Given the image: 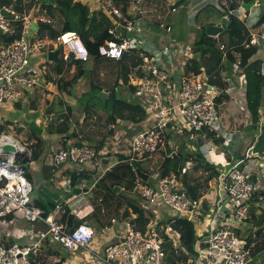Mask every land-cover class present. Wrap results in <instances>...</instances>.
Here are the masks:
<instances>
[{
	"label": "built area",
	"instance_id": "obj_1",
	"mask_svg": "<svg viewBox=\"0 0 264 264\" xmlns=\"http://www.w3.org/2000/svg\"><path fill=\"white\" fill-rule=\"evenodd\" d=\"M99 1L115 23L110 32L120 38L108 39L99 45V56L119 60L126 51L135 49L141 58V63L130 73L127 82L120 83L124 91L122 100H136L140 103L146 110L149 121L148 127L135 134L128 143L129 162L136 158L151 157L160 148H164L169 126L179 133H186V139L199 141L189 154L193 158H186L184 161L183 172L191 171L193 165L199 161L211 162L210 151L216 150L218 144L209 137L208 132H215L216 136L221 137L222 144H227L236 134L234 131L221 130L217 97L222 94L231 96L243 106L244 112L250 122L252 121L245 101L246 81L239 53H235L234 63L235 71L239 73L238 85L233 82L225 83L224 87L211 84L209 76L204 72L195 73L190 70L191 59L194 56L190 46L173 39L161 44L159 52H146L142 49L144 31L142 25L115 7L112 0ZM219 3L222 2L219 0ZM259 5V0H255L248 9L229 8L225 17L228 19L231 14L243 21L254 11L257 14L256 9H259ZM133 9L138 13L144 12L136 3H133ZM260 15L256 21H259ZM39 20L50 22L49 19L42 17ZM30 23L29 15L19 14L12 5L0 2V35L10 37L20 33L13 41L0 44V106L19 99L25 91L34 90L40 82L47 81V76L54 80L60 78V75L52 72L49 66V62L52 61L46 57L49 51L47 43L43 40L31 42L26 38L31 29ZM169 29L167 27V30ZM262 42L264 20L253 29L249 26L248 37L243 42V47H256L258 51ZM48 44L52 47L61 46L60 53L65 60L72 55L74 60L85 62L89 57V52L76 31H65ZM219 49L224 58L227 50L222 44L219 45ZM38 51L44 53V60H36L35 55ZM262 54L259 59V72L264 74V51ZM175 68L180 69L178 77H175ZM263 121L262 118L259 125ZM122 122V119H118V123ZM3 123L5 119L0 118V128ZM14 126L5 125L11 129H14ZM5 130L0 133V221L5 222L9 215L21 212L23 217L31 222L25 235L29 236L32 242L26 245L18 242H0V264H33L49 245L61 246L71 253L79 251L83 261L96 260L100 264H167V254L163 247L165 243L172 242V250L177 253L183 251L178 244V235L171 230L169 224L163 228L159 225L163 234H159L157 230V220L167 217H184L191 221L194 227L198 224L203 225L202 230L195 231L194 255L190 264L250 262L251 248L246 245V239L236 225L252 219L253 206L264 209V161L255 172L254 169H247L243 159L239 158L227 163L225 169H216V177L209 181L208 190L199 198L190 197L173 172L162 175L160 170L156 169L144 182L136 175L134 191L152 214L146 231L136 229L130 218H127L123 222V232L118 239L99 253L91 247L95 231L83 220L91 213L92 206L84 198H76L77 194L72 192L68 178L61 171L66 163L76 166L89 163L96 168L99 161L95 148L84 143L81 145L73 143L55 151L51 167L63 192L53 210L43 217L41 215L43 210L32 205L30 201L32 184L26 175L27 166L19 162L23 153L16 159L13 154L5 155L2 152L3 145L7 143L14 144L23 152H26V148L10 134L5 133ZM249 146L248 151L253 149L254 144L251 143ZM27 151V155H30V150ZM175 154L176 146L173 145L167 156L172 157ZM255 157L263 158L258 154H255ZM253 193H256L258 198L254 203L251 201ZM66 208L77 220L72 226H67L60 220ZM113 222L112 218L111 223ZM35 223H42L44 227L35 228ZM175 264L184 263L177 260Z\"/></svg>",
	"mask_w": 264,
	"mask_h": 264
},
{
	"label": "crops",
	"instance_id": "obj_2",
	"mask_svg": "<svg viewBox=\"0 0 264 264\" xmlns=\"http://www.w3.org/2000/svg\"><path fill=\"white\" fill-rule=\"evenodd\" d=\"M2 1L0 0V2ZM77 1L88 5L90 11L101 10L112 18V16L101 7L99 0ZM138 1L139 0H125L120 5L114 3L113 1V4L119 10H121V12L126 14V16L131 19H135L142 25L144 30L142 49L146 52H159L161 44H163L165 41L168 42L173 39L182 43L183 41L191 39L192 43H194L197 39H199L200 34L205 33L202 32V30L207 25L213 24L222 27L223 29L225 28L226 22L228 20L226 17L225 23L223 22V19L225 18L224 13H226V10H228L229 8L234 10H236L237 8L248 9L254 3L253 2L252 4L247 5L245 4V2H243V0H220L222 3H219V0H167L170 2L169 10L170 13L173 14V18L170 19L172 21L162 24V20L169 13L168 9H163V5L158 3L157 0H141L140 3L142 4V6H140ZM4 3L6 2L4 1ZM133 3H136L138 6H140V8L143 9L144 12L138 13L135 9H133ZM9 4H12L17 12L29 15L31 18V23H35V26L31 27L30 31L27 33V39H29L31 42H35L37 40L45 41L47 43V47H49V51L51 49L58 48L57 46L52 47L51 44H48L51 40H53L49 36L50 32H43L41 34H39L38 32L37 23L40 22L39 19L41 17L50 20L48 24L52 25L54 32L60 30L61 28V23L57 20L56 16L51 17L48 13L45 12V9L41 5L42 0H12L9 1ZM205 9H209L211 13H206L205 16H202ZM256 11L257 14H255L256 12L254 11L248 17L243 19V22L247 29H249V26L250 29H253L255 27L257 23L256 18L260 15V13L262 14L264 12V1L263 3L260 2L259 9H256ZM160 12L162 16H159ZM193 12L194 15L192 14ZM166 25L171 26H169V30L165 29ZM219 34L212 37H218ZM2 41L3 39H0V44L2 43ZM263 45L264 42L261 43V48L264 50ZM191 48L194 51V56L191 59L192 65L193 60L196 61L197 54L193 48V45ZM59 49L60 51L58 53V58L61 55L60 52L62 47H59ZM262 53L263 52H261V50H258L252 57V60H259L263 55ZM35 57L36 60L45 59L44 53L40 51L36 53ZM207 57L209 58L208 54L207 56L203 55L202 61ZM214 59V56H212L210 58V61H214ZM97 60L100 68L99 75L97 76H95L91 72L84 73V62L75 60V63L71 66L70 71L67 74L69 77L78 76L72 94L58 90L57 81L60 78L58 80H54L52 77L47 76L46 82H40L32 91H25L20 99L16 101L21 102L18 107L22 111L19 115L20 122H18V124H16L13 120V117L15 116V110L12 104L15 101L6 102L4 105L0 106V118L5 119V122L8 120L9 123L7 124L15 125L14 129L11 130L20 131L22 134V131L29 132L30 127L33 123L44 128L41 134L42 138L45 141L44 152L39 160L28 162L29 164L27 168H33L34 170L39 171V169L41 168V164H43V162L40 164V161L42 159L43 161H45L44 163L46 168L45 170H42L44 171L42 183L46 184L48 189L50 190L58 189V196L53 200V202L55 203L60 201L63 189L61 186L59 189L56 184L52 185L49 177V174L51 176V161L54 152L62 146H68L73 143L80 142L95 147L97 142L100 143V141H102L103 144L101 146V149L98 151L99 155L96 156L97 160L99 161V164L96 168H93L89 163L83 166H76L70 163H66L61 168V171H63L62 174L64 173V176L67 174V171L68 173L73 171L77 174L84 172L86 175H91L92 177L91 184H87L84 181L80 182L78 187H81L82 189L76 192V198L82 197L92 206L91 213L84 217L83 220L88 222L95 231V236L91 244L92 249L99 253H102L104 248L108 244L113 243L118 239L120 234L123 232V222L127 220V218H120L125 205L124 202L123 204H120V202L118 203L114 198L115 196L113 195V186L114 191H119L120 189L123 190V186H119L113 183V180H110V182L106 183V178L103 181H101V179L105 177L106 173H109L114 165L122 161L121 159H119L120 157L126 158L125 162L129 163L130 158H128V143L135 134L147 128L148 123L147 121L139 122L122 118H117L113 122V120L111 119V105L109 107V114L103 122L100 123L101 118L99 116H96L95 120H93L92 123L88 121L89 117L87 114H89V106L91 105L85 106L81 104L83 95L87 94L91 98L96 96L103 106L108 107V99L111 97V95H115V98L117 99H122L121 96L124 93L123 87H121V84L119 82L120 80H117L118 60L101 56L98 59H94L93 68H95ZM49 66L51 68V71L55 72L53 61L52 63L49 62ZM92 69L88 70L90 71ZM200 71L207 73L205 71V65H201ZM174 73L175 77H178L180 69L175 68ZM231 73H236L238 81L230 79ZM227 82H233L238 85L239 73L235 71L234 64L232 65L228 75L225 77V83ZM117 86L120 87V90L117 89ZM216 101L219 104L220 108L219 121L221 130L234 131L236 133L227 144H222L221 142L220 144H218V146L228 148V163L233 161L234 159H243V157H246V160L244 161L246 168L250 170L254 169V172L257 171L260 168L261 163L264 161V155H261V157L263 158L257 159L255 157L256 153H254L253 150L248 151L250 147L249 145L253 143L256 138V131L255 129L250 130L249 126L251 125V122L248 118V115L244 112L243 106L227 94L218 96ZM90 112L94 113L95 115L94 109H92V111ZM62 113H70V127L67 134L47 131L45 127L50 123L51 119L54 116ZM261 116L264 118V114L262 112ZM118 119H122L123 122L118 123ZM96 125H98V127H96ZM112 125H115V127L113 128ZM101 126H105L106 131L102 132L100 130ZM1 127H5V124ZM5 133H8L13 137L11 132L8 131ZM185 136L186 133H179L176 129H171L169 126L166 131V141L164 148H160L151 157L143 159L136 158V160H138V162H140L141 164H144L145 161H151L150 165H143L146 170H144L142 167L141 170L148 175L156 169L160 170V166L163 164L164 158L169 157L167 156V154L170 153L171 146L173 145L176 146V154L172 157L178 154L181 147L184 148V151L187 154H190L192 149L198 145L199 141L197 139H186ZM46 142L50 144V146H48ZM25 146H27L26 143ZM46 146L47 150L45 152ZM51 151H53V153H51ZM247 153L248 156L250 155V157L246 156ZM45 154L47 159L44 158ZM102 155H105L103 156L105 157V159L103 160L105 162L101 166L100 157H102ZM113 155H116L119 160L110 163L109 159L113 158ZM108 161L109 164H106L108 163ZM247 162L248 164H246ZM212 163L213 165H215L216 169H221V166L214 164V162ZM155 164L158 165L155 168L152 167V165L154 166ZM108 168L110 169L107 170ZM65 177H67V175ZM122 182L119 183L123 184ZM97 187L103 189L102 194L99 193L100 189H98ZM91 191L96 192L94 198L88 197V194ZM251 201L253 203L255 201H258L256 193H253L251 195ZM36 203L37 202H35L34 204ZM141 205L144 206L143 203ZM133 217L134 214L130 213V216L128 218ZM13 218L14 215H12L11 219L6 220L5 222L0 221V242H18L22 245L31 243V238L25 235L27 229L24 231H20L17 223H10ZM112 218L114 219L113 223H111ZM162 220H157L158 227L159 225H161V227L163 228L168 224L167 222L163 223ZM257 222L258 219H250L243 224L236 225L237 229L245 239L252 240L250 244L252 259L254 257L258 258V256L264 252V223L256 226ZM39 227H44V225H42V223H35V228ZM193 229L195 234V231L203 229V225L198 224L197 227H194L193 225ZM174 253V255H176L174 261H168L169 255H167V264H175V262L179 259L180 261H183L185 259L184 256H187V254L183 253L182 251H180L179 253L174 251ZM61 258L64 259L61 261V264H100L96 260L83 261L79 251L76 253H71L58 245L47 246V248L44 249L42 255L39 258L35 259L33 262L35 264H40L42 262H44V264H54L60 261ZM256 264H264V262L257 261Z\"/></svg>",
	"mask_w": 264,
	"mask_h": 264
},
{
	"label": "trees",
	"instance_id": "obj_3",
	"mask_svg": "<svg viewBox=\"0 0 264 264\" xmlns=\"http://www.w3.org/2000/svg\"><path fill=\"white\" fill-rule=\"evenodd\" d=\"M245 4H252L253 0H243ZM42 7L45 12L51 17L57 18L61 23L60 30L54 32L52 25L47 22H38V32L39 34L43 32H50L49 36L55 39L59 34L65 31H76L80 38L82 39L84 45L86 46L89 56H94L96 59L100 58L98 54L99 45L103 44L108 39L120 38L116 37L115 34L110 32L115 26L113 19L107 15L104 11H90L89 6L81 3L77 0H42ZM226 13H224L225 15ZM264 20V12L261 14L257 25ZM170 25H166L165 29ZM171 27V26H170ZM1 36V35H0ZM20 33H16L13 36L2 37V42L8 43L18 38ZM248 37V29L246 28L244 22L240 20L235 15H229L226 22L225 28L220 32L218 37L208 36L205 33L199 35L194 43H192L193 48L197 54L196 61L193 60L190 70L195 73L200 71L201 65H205V71L209 76V82L211 84L219 85L220 87L225 86V77L228 75L232 65L236 62L235 53L238 52L240 55V64L245 73L246 81V92L245 101L247 109L251 114V125L249 128L255 129L256 138L253 141V152L256 155H264V124L259 125L260 119V108L264 101V74L259 72L260 61L257 59L252 60L253 55L256 53V47L244 48L243 42ZM219 43L222 44L227 50L226 56L222 57V51L219 49ZM61 47V46H59ZM209 55L205 60L202 61V57ZM214 56V61H210V58ZM52 63V62H51ZM75 63L72 55L69 59L65 60L61 54L57 62H53L55 73L60 75V79L57 81V87L59 91H65L69 94L73 93V88L76 83L78 76L69 77L67 74L70 71L71 66ZM141 63V58L138 55V51L135 49H130L126 51L122 57L117 61V80L120 83H125L131 72ZM227 74V75H226ZM226 75V76H224ZM112 100L111 104V116L113 122L117 118L131 119L133 121H140L146 117V110L140 105V103H132L131 101H126L122 99L115 98V95H111L109 98ZM108 99V101H109ZM70 113H62L54 116L50 123L45 127L49 132L66 133L69 130ZM9 123L7 120L4 124ZM5 130V127L0 128V133ZM44 128L40 125L33 123L30 127L29 132H25L24 137L27 139L30 150V155H22L19 158L21 164L25 162L37 161L41 158L44 152V139L41 134ZM24 132V131H22ZM71 135V134H70ZM209 137H212L216 144H220L222 138L216 136L215 132H208ZM101 143V144H100ZM97 142L94 147L96 150V156L99 155L98 151L101 149L102 141ZM78 145L83 143L78 142ZM85 144V143H84ZM192 155L187 154L184 148L181 147L178 154L172 158L165 157L163 164L160 166V172L162 175H167L171 172L175 173L181 182L183 189L192 198H199L203 193L208 190L209 181L216 177L217 171L215 165L212 162L203 160L195 163L191 171L183 172L182 167L186 158H193ZM122 161L114 165L109 173H106L105 177L101 179L103 181L106 177L113 180V183L120 185L122 182L124 189L134 190L136 184V174L133 170L131 162H125L126 158L120 157ZM246 158L243 157V161ZM137 166L141 168L140 162L138 160H133ZM119 165L125 169L121 173L114 171ZM51 172L52 168H51ZM63 172V171H62ZM198 172L199 175H195ZM69 185L73 187H78L80 182L84 181L87 184H91V175H86L84 172L77 174L76 172H66ZM64 174V173H63ZM65 175V176H66ZM27 177L28 173H27ZM100 181V182H101ZM144 182V180H143ZM138 197H130L126 199L127 204L121 213L120 218H128L130 213L134 214L133 218H130L136 229L143 232L146 231L147 224L149 223L152 214L143 205L139 203ZM55 202L50 204L39 203L34 204L40 207L43 211L49 214L54 206ZM12 215L7 218L11 219ZM252 219H258L256 226L264 223V209L255 208L253 206V217ZM60 220L67 224V226H72L76 222V218L69 212L66 208L61 214ZM162 222H167L173 230L178 235V244L182 248V252L187 254L184 256L183 263L190 264L192 256L194 255L193 244L196 238L194 234L193 224L191 221L184 217H167L162 220ZM163 234V233H161ZM252 240L246 239V245L250 247ZM167 255L172 250V242L165 243L163 245ZM185 251V252H184ZM255 258V259H254ZM251 258L248 264H256L259 258ZM262 258L260 262H264V254L260 257ZM63 258L57 263L61 264ZM253 260V261H252ZM255 260V262H254ZM33 264H35L33 262ZM44 264V262L40 263Z\"/></svg>",
	"mask_w": 264,
	"mask_h": 264
},
{
	"label": "rangeland",
	"instance_id": "obj_4",
	"mask_svg": "<svg viewBox=\"0 0 264 264\" xmlns=\"http://www.w3.org/2000/svg\"><path fill=\"white\" fill-rule=\"evenodd\" d=\"M2 1V0H1ZM4 1L6 2V3H4ZM4 1H2L3 2V4H5V5H12V4H9V1H12V0H4ZM112 1H114V3H116V4H118V5H120V4H122L123 3V1H125V0H112ZM263 1L264 0H260V2L261 3H263ZM15 2V1H14ZM139 2V4H140V6H142V4L140 3L141 2V0H139L138 1ZM157 2L158 3H160L161 5H163V9H168V14L165 16V18L162 20V24H165V23H167V22H170V21H172V20H170V19H172L173 18V14H171L170 13V10H169V6H170V2L169 1H163V0H157ZM13 6V5H12ZM14 8V7H13ZM162 9V10H163ZM252 9H254V7L252 8ZM14 10L16 11V9L14 8ZM17 12V11H16ZM162 12V11H161ZM161 12L159 13V16L161 15ZM17 13H19V12H17ZM206 13H211L210 12V10L209 9H205V11H204V13H203V15L202 16H205L206 15ZM19 14H23V13H19ZM193 15H194V12L192 13ZM162 16V15H161ZM113 19V18H112ZM204 20H206V19H204ZM1 33V32H0ZM190 38H191V36H190ZM182 40H184V39H182ZM183 43L184 44H186V45H188V46H190V47H192V40L190 39V40H186V41H183ZM219 45H220V43H219ZM264 46V45H263ZM261 48V47H260ZM261 50V52H263L264 50L261 48L260 49ZM102 71V70H101ZM88 72H91V73H93L95 76H97V75H99V72H100V68H99V65H98V60H97V63H96V65H95V68H93L92 70H88V69H85L84 70V73H88ZM205 74H207V73H205ZM230 79H233L234 81H238V79H237V75H236V73L234 74V73H231V75H230ZM229 79V80H230ZM117 89L118 90H120V87L119 86H117ZM20 99V98H19ZM18 100V99H17ZM17 100H15V102L12 104L13 105V108H14V110H15V116L13 117V120L15 121V123L16 124H18V122H20V119H19V115L21 114V109L18 107V105L21 103V102H16ZM132 103H134V104H136V103H138L136 100H132L131 101ZM5 103H3L2 105H4ZM81 104L82 105H91V106H89L90 107V111H92V109H94L95 110V115H94V113H92V112H90L89 111V114H87L88 115V121L90 122V123H92V121L93 120H95V118H96V116H99L101 119H100V123L101 122H103L104 121V119H106L107 118V115L109 114V107H110V105L112 104V100L111 99H109V101H108V107H105V106H103L102 104H101V102L98 100V98L95 96V97H93V98H91V97H89L87 94H85V95H83V97H82V99H81ZM111 109V108H110ZM260 112H262L263 114H264V103H263V105H262V108H260ZM261 114V113H260ZM147 116H148V114H147V112H146V117L143 119V120H140L139 122H142V121H147V123L149 124V121H148V119H147ZM263 117L260 115V119H259V122H260V120L262 119ZM264 119V118H263ZM264 124V121L262 122V124L261 125H263ZM80 125V124H79ZM260 125V126H261ZM96 127H98V125H96ZM100 130L102 131V132H104V131H106V127L105 126H101V128H100ZM250 130H253L252 128H250ZM11 132L12 133V135H13V137L15 138V140H17L18 142H19V144H21L24 148H26L25 150H26V152H23V155H27V153H28V151H27V149H29L28 148V145H29V143H28V141H27V139L23 136V134H25V131L23 132V134L20 132V131H13V130H11V128H8V127H6V130H5V132ZM25 143H26V145L27 146H25ZM46 144L48 145V146H50V144H48L47 142H46ZM91 146V145H90ZM46 150H47V146H46V148H45V152H46ZM227 151H228V148H224V147H219L218 146V148H216V150H211L210 151V155H211V158H212V161L214 162V164H216V165H219V166H221V168H223V169H225L226 167H227V163H228V157H229V155H228V153H227ZM25 153V154H24ZM51 153H53V151H51ZM55 153V152H54ZM47 154V153H46ZM46 154H45V157L44 158H46ZM103 156H105V155H102V157H100L101 158V160H100V164H101V166L103 165V163L105 162V161H103L104 159H105V157H103ZM106 157H108V156H106ZM47 159V158H46ZM227 159V160H226ZM258 159V158H257ZM119 159H118V157H116V155H113V158H110L109 159V161H110V163L111 162H115V161H118ZM109 161H108V163H106V164H109ZM43 162V164H41ZM45 161H43V159L40 161V164H41V168L39 169V171H36V170H34L33 168H27L26 169V171H27V173H28V176H30V177H27L29 180H30V182H32L31 184H32V190H31V192H30V201H31V204L33 205L35 202H39V203H46V204H50V203H52L53 202V200L55 199V198H57V196H58V189H48V187H47V185L46 184H43L42 183V180H43V172L44 171H42L43 169L45 170V168H46V166H45V163H44ZM159 162V161H158ZM150 163H151V161H145V163L143 164H141L140 163V165H141V167L144 169V170H146V168L143 166V165H150ZM246 164H248V162L246 163ZM158 164H155L154 166L152 165V167H156ZM124 167V166H123ZM122 167V165H119L118 166V168L117 169H115L114 171H116L115 173H117V172H119V173H121L122 171H124L125 169ZM27 173H26V175H27ZM196 176L197 175H199L198 174V172L195 174ZM49 177H50V181L52 182L51 184L52 185H54V184H56L57 186H58V188L60 189V184L58 183V179H56V176H55V174L53 175V173L51 172V176H50V174H49ZM110 178L109 177H106V179H105V182L107 183V182H110ZM120 185H124V184H120ZM124 187V186H123ZM98 189H100V192L99 193H101L102 194V191H103V189L102 188H99V187H97ZM95 195H96V192L95 191H91L89 194H88V197H90V198H94L95 197ZM113 195L115 196L114 198L117 200V202L119 203L120 202V204H123V202H124V205L126 206V204H127V202H126V199H128V198H130V197H138L139 198V195L137 194V192L136 191H134V190H132V191H130L129 189H123V190H119V191H114V186H113ZM137 198V199H138ZM140 199V198H139ZM139 203H141L142 204V201H141V199L139 200ZM118 212H119V210H118ZM11 224H15V223H17L18 224V226H19V228H20V231H24V230H26V229H28L29 227H30V225H31V222L30 221H28L27 219H25L24 217H23V215H22V213L21 212H16L15 214H14V218L12 219V221L10 222ZM24 225V226H23ZM158 229V232H159V234L162 232V230L159 228V227H157ZM28 244H30V243H28ZM175 253H174V251H171L170 253H169V256H168V261H174L175 260V256L176 255H174ZM262 254H264V252L262 253ZM262 254L261 255H259L258 256V258H260L261 256H262ZM180 260V259H179ZM258 261H261V258L260 259H258ZM255 262V261H254Z\"/></svg>",
	"mask_w": 264,
	"mask_h": 264
},
{
	"label": "water",
	"instance_id": "obj_5",
	"mask_svg": "<svg viewBox=\"0 0 264 264\" xmlns=\"http://www.w3.org/2000/svg\"><path fill=\"white\" fill-rule=\"evenodd\" d=\"M225 19L226 17L223 19V22L225 23ZM35 23H31L30 27H34ZM222 27H219L217 25H207L204 27V29L202 30V32H205L206 34L210 35V36H216L218 35L221 31H222ZM60 49L55 48L53 50H50L47 52L46 57L48 60L53 61V62H57L58 61V53H59ZM95 57L94 56H89L88 59L83 63V68L85 69H92L93 68V62H94ZM2 152L3 154L7 155L8 153H11L14 155V157L16 159H18L22 153L23 150H19L17 149V147H15L14 144L12 143H7L5 145H3L2 147ZM28 162H25V166H28ZM133 170L135 172V174L140 177L142 180L146 181L148 178V174H146L145 172H143L136 163L131 162ZM81 187H73L72 188V192L76 193L78 192V190H81ZM41 215L44 217L46 215L45 211H42Z\"/></svg>",
	"mask_w": 264,
	"mask_h": 264
}]
</instances>
